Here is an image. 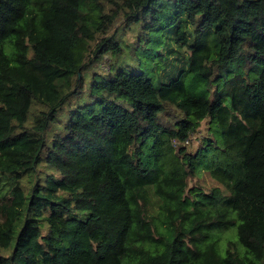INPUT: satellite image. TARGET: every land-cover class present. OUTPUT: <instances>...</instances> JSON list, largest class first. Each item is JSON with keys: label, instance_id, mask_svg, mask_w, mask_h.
<instances>
[{"label": "trees", "instance_id": "trees-1", "mask_svg": "<svg viewBox=\"0 0 264 264\" xmlns=\"http://www.w3.org/2000/svg\"><path fill=\"white\" fill-rule=\"evenodd\" d=\"M0 21V264H264V0H0ZM120 21L186 69H123Z\"/></svg>", "mask_w": 264, "mask_h": 264}, {"label": "rangeland", "instance_id": "rangeland-1", "mask_svg": "<svg viewBox=\"0 0 264 264\" xmlns=\"http://www.w3.org/2000/svg\"><path fill=\"white\" fill-rule=\"evenodd\" d=\"M10 13L8 12L7 16ZM174 18V17H172ZM0 21V28L3 22ZM116 37L121 36L123 42L124 53L120 65L126 71L142 72L145 77L150 78L156 83H168L174 76H176L179 70L186 69V61L188 58V52L183 47H179L178 44H172V51L168 54V40L160 37L161 40L156 42L152 40L145 47L138 46L134 53L132 49H135L137 43V33L135 30H126L122 27V22L115 24ZM172 25H169L164 29V36L170 37L172 35ZM174 37H172L173 40ZM131 50V51H130ZM112 57L109 53L105 54L100 60L99 64L93 65L89 70H85V74L89 75L93 71L100 74H105L108 71L109 63ZM87 81V78H86ZM194 89L200 91L202 89V83L195 82ZM197 91V92H198ZM206 131L205 123H202L198 132L192 135L188 143L185 142L188 150L196 152L201 147V141L208 134ZM188 187L199 189L200 191L210 190L214 187H219V184L211 178L206 171H201L188 181ZM234 233V229L232 231ZM235 238V236H234ZM6 252L0 250V255H5Z\"/></svg>", "mask_w": 264, "mask_h": 264}]
</instances>
